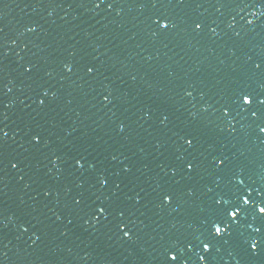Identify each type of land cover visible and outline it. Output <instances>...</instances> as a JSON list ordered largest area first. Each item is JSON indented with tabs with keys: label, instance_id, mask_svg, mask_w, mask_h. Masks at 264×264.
Returning a JSON list of instances; mask_svg holds the SVG:
<instances>
[{
	"label": "water",
	"instance_id": "1",
	"mask_svg": "<svg viewBox=\"0 0 264 264\" xmlns=\"http://www.w3.org/2000/svg\"><path fill=\"white\" fill-rule=\"evenodd\" d=\"M258 63L264 0H0V264H264Z\"/></svg>",
	"mask_w": 264,
	"mask_h": 264
},
{
	"label": "snow or ice",
	"instance_id": "2",
	"mask_svg": "<svg viewBox=\"0 0 264 264\" xmlns=\"http://www.w3.org/2000/svg\"><path fill=\"white\" fill-rule=\"evenodd\" d=\"M109 7H111V5H109ZM162 27L164 29L168 28L167 24H163ZM196 29H200L201 28V24L197 23L195 25ZM255 68L257 70L260 71H264V67H262L261 64H256ZM71 69L69 68V71ZM89 71H93V69H89ZM45 95H47V93H45ZM108 97H105V100H107ZM239 99L241 101V103L239 104V108L244 111V112H250V115L253 118H257V112L259 109V106L264 105V98H261L260 96L257 95V93L255 92H240L239 93ZM41 104L44 103L43 100L40 101ZM229 113L228 109H225V114L227 115ZM165 119H167V117H165ZM260 132L264 133V127L260 128ZM6 135V133H5ZM34 140H36L37 142H39L40 140V135L37 134L34 137ZM182 139H184L185 144L191 148V146H193V142H194V138L186 135L184 137H182ZM77 165H79L80 167H83V163L81 160H77L76 161ZM213 163L219 168V167H224L226 165V161L225 159L221 158V157H215L213 160ZM13 167H16V164L12 165ZM195 163L194 161H186L185 162V167L186 169L191 172L192 170H194L195 168ZM175 171V170H173ZM101 181H102V186L103 185H107L108 181L107 179L101 177ZM239 184L243 185L244 181L240 180ZM209 191H213V189H209ZM252 194V190L251 189H247V191H240L239 194L236 197V201L240 202V204L242 205H252L253 209H255L256 212H258L259 214H264V207H258L256 204H254V201L250 199V196ZM174 195L175 193L173 192H164L162 194V200L163 202H167V203H171L174 199ZM213 201L214 204L216 206V208L226 217L231 218L232 222H238V213L241 212V206L240 204L237 203H233L232 206L230 208L228 207H220L221 204H227V201H223L222 197H213ZM260 203H264V200L260 201ZM106 209L104 207H100L99 208V212L100 213H105ZM222 223V221H221ZM122 227H126L125 225H122ZM212 229L214 230V232L219 236L222 235L223 232L227 231V227L225 228H221L219 226V224L216 221H213L211 224ZM264 228V224H261L260 227H257L255 229V231L259 232L261 231V229ZM124 236L126 237H131V233L129 231H125L124 232ZM202 244V248L205 252H207L209 250V243L207 242H201ZM257 247L256 243H252L251 244V248L255 249ZM205 257L203 255L200 256V260H204ZM165 264H180V259L179 256L177 254V251L175 250H169V252L167 253V259Z\"/></svg>",
	"mask_w": 264,
	"mask_h": 264
}]
</instances>
